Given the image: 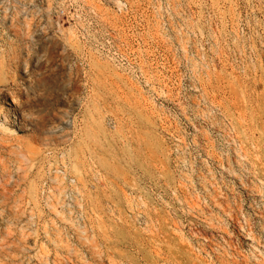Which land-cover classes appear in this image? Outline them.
<instances>
[{
	"label": "rangeland",
	"instance_id": "374dc122",
	"mask_svg": "<svg viewBox=\"0 0 264 264\" xmlns=\"http://www.w3.org/2000/svg\"><path fill=\"white\" fill-rule=\"evenodd\" d=\"M0 90V264H264V0H0Z\"/></svg>",
	"mask_w": 264,
	"mask_h": 264
},
{
	"label": "bare ground",
	"instance_id": "6f19581e",
	"mask_svg": "<svg viewBox=\"0 0 264 264\" xmlns=\"http://www.w3.org/2000/svg\"><path fill=\"white\" fill-rule=\"evenodd\" d=\"M2 90H4V89H2ZM6 91V90H5ZM0 92H1V90H0ZM10 93V92H9ZM16 110V109H15ZM14 113H16L15 111H14ZM7 117V119H8V121L10 120V118L8 117V115L6 116ZM22 120V119H21ZM20 123H23L22 121L20 122Z\"/></svg>",
	"mask_w": 264,
	"mask_h": 264
}]
</instances>
